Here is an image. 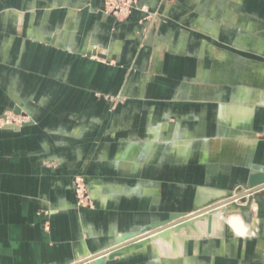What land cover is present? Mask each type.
I'll use <instances>...</instances> for the list:
<instances>
[{
	"label": "crops",
	"instance_id": "obj_1",
	"mask_svg": "<svg viewBox=\"0 0 264 264\" xmlns=\"http://www.w3.org/2000/svg\"><path fill=\"white\" fill-rule=\"evenodd\" d=\"M155 1L146 3L154 6ZM101 7L102 0H0V115L19 107L29 119V124L17 130L0 126V264H70L88 251L106 246L97 228L101 227V206L107 195H103L101 206L89 209L77 203L71 189V175L87 155L85 143L91 133L75 139L43 127L56 121L59 104L51 99L57 91L64 93L63 107L57 110L64 114L82 109L87 101L82 103V90L88 88L136 97L143 92H169L172 103H159L163 121L149 117L144 126L154 142L153 120L163 127V148L155 143L149 151L131 154L155 171H162L163 166L166 179L173 178V173H167L170 171L183 182L200 179L211 185L218 179L236 182L237 176L246 175L253 165L264 169V34L259 35L264 21L242 23L238 19H252L243 12L234 14L229 6L220 14L212 11L214 20L222 19L251 33L240 36L237 44L241 50H252L255 44L256 60L231 51H214L207 60L222 61L219 67L210 61L197 62L184 73L178 68L182 56L165 57L162 64L151 58L150 48L129 47L123 39L134 25L113 28ZM192 21L199 29L217 32L214 21L205 22L204 17ZM159 29L163 34V25ZM89 39L105 59L89 60L80 55L78 46ZM179 42L183 46L189 41L182 35ZM199 49L191 52V58L202 57ZM127 69L133 72L125 81ZM140 73L148 79L135 87ZM182 74L191 75V82L183 81ZM46 111L53 117H45ZM54 157L61 159L58 165L43 164ZM132 169L135 167L123 168L128 174ZM145 178L129 198H107V204L121 202L131 210L127 217L133 225L143 219L141 213L156 192ZM209 188L216 189L199 186L194 201L196 197L207 201L221 190ZM216 215L213 229L219 225ZM128 256L102 264L123 262Z\"/></svg>",
	"mask_w": 264,
	"mask_h": 264
},
{
	"label": "rangeland",
	"instance_id": "obj_2",
	"mask_svg": "<svg viewBox=\"0 0 264 264\" xmlns=\"http://www.w3.org/2000/svg\"><path fill=\"white\" fill-rule=\"evenodd\" d=\"M226 6L233 8L234 14L240 16L239 12H243L248 15L249 19H252L249 21L238 19L242 23H255L257 22L256 19L264 21V0H156L154 6L148 5L146 0H102L100 10L109 17L113 28L130 23L134 25L132 32L123 39L128 42L129 47L137 50L150 48L151 58L157 59L162 64L165 57L182 56V59H178V68L182 69L181 72L187 73V69L195 66L197 62L201 64L210 61L209 63H215V67H219L223 63L222 61L207 60L208 55H212L214 51H231L234 55L247 56L248 60L255 62L257 56L254 49L255 44H252V50L244 48L241 50V45L237 44V39L240 36H251V33L242 31L240 28H236L238 26L229 24L222 19L214 20L212 11L215 10L220 14L224 10L223 7ZM74 11L76 15L77 10ZM201 17L205 18V22L212 23L214 21L217 32L211 33L199 29L197 24H192V20L194 22L199 21ZM160 25H163V34L160 33ZM257 29H260V26H257ZM251 32H256V30ZM259 33V35L264 34L262 28ZM182 35L184 40L189 41L187 45L180 46L179 41ZM190 42H193L192 46ZM78 47L80 55L89 60L106 58L94 54V52L102 53L95 48L92 39L82 41ZM199 47L202 57L200 59L191 58V52ZM108 61L113 63V60L109 59ZM134 62L130 63V68L133 67ZM172 65H175V61L172 62ZM131 72L133 70L127 69L126 75L123 77L125 81L132 78L129 75ZM147 79V75L144 76L140 73L136 76L135 87L144 83L142 80ZM181 79L185 82H191L192 77L182 74ZM43 95L42 92L40 101ZM63 95V92L57 91L56 97L51 99V103L59 104L57 110L63 107ZM81 98L82 103L83 100H87L86 103H83L82 109L74 108L65 114L56 110L55 123H44L43 127L50 128L51 131H56L62 136L75 139L86 132L91 133L89 134L91 135L90 138L85 143L87 155L82 156V164L78 165L71 175V189L77 203L89 209L101 206L103 195H107L106 199L103 200L106 203L101 206L103 209V216L99 221L101 227L97 228L98 235L100 232L102 233L99 237L102 238L101 240L106 246L99 249L110 247L124 233L141 232L146 225L166 218L171 211L191 212L193 206L196 205L194 198L199 186L216 188H209L211 190L229 191L245 182L247 174L238 175L236 181L238 183L222 179H218L211 185L205 181L202 183L203 181L200 179L183 182L182 178L175 177L176 172L168 170L167 173L169 175L173 173L174 176L166 179L163 166H160L162 171H155L146 165L141 158L132 157L134 152L139 155L149 151L155 143L163 148V135L161 133L163 127H159L154 120L163 121V113L158 110L159 103L160 101L165 103L172 101L169 92L159 90L151 94L143 92L141 97H136L127 96V94L108 95L88 88L82 90ZM182 103L187 102L183 101ZM199 103L208 102L200 100ZM45 114V117L48 114L53 117L49 111H46ZM181 116L179 115V117ZM149 117L154 119L151 133L157 135L155 138L157 142L148 138L144 132L146 119L148 121ZM118 122H120L119 125H117ZM9 124H15L17 128L8 127ZM26 124H29L28 115L19 107L0 115V126L17 130ZM96 134L100 135L98 139L95 137ZM128 152L132 153L128 155ZM60 162L59 157H54L43 164L55 166ZM126 166H130V169L135 167V170L132 169L128 174L123 170ZM152 169V172H148ZM145 177H148V180L155 186L153 188L156 192L150 198L145 212L141 213L144 216L143 219L133 225L127 217L131 210L124 207L121 202L113 205L112 203L107 204V198L109 197L108 201L113 198L115 201L119 197L122 199L129 198L134 193L135 188L142 186L139 184L144 182ZM252 202L246 212L239 209L224 211L222 223L218 228L208 232L206 227L204 233L184 237L181 240L182 243L177 245V250H173L174 241L167 243V251H161L158 245L152 246L158 241H151L144 248L130 253V256L125 258L123 262H116L115 264H162V262L163 264H264V196L258 197ZM231 215L239 216L242 222L246 224L248 228L246 235L239 236L233 233L226 221ZM95 251H88L87 253H94ZM84 257L76 259L70 264L77 263ZM103 259L101 264L106 261L105 258Z\"/></svg>",
	"mask_w": 264,
	"mask_h": 264
},
{
	"label": "water",
	"instance_id": "obj_3",
	"mask_svg": "<svg viewBox=\"0 0 264 264\" xmlns=\"http://www.w3.org/2000/svg\"><path fill=\"white\" fill-rule=\"evenodd\" d=\"M94 54L103 57V54L94 52ZM8 127L17 128L15 124H9ZM254 134V132H253ZM264 196V169H254L252 166L247 173L245 182L242 185H237L233 190L226 191V195L221 199L211 200L203 204L202 207L194 205L191 212L187 211H171L167 217L162 220L153 221L151 224L146 225L141 232L132 231L124 233L119 236L113 245L98 249L94 253H87L86 257L74 264H101L104 260H113L115 258L123 257L132 252L144 248L149 241L144 238L150 234L159 232L162 238L169 237V229L175 225V229L179 230L184 226L192 217L202 216V214L211 211L212 209L232 204L226 210L239 209L242 212L249 210L251 202L258 197ZM178 221L173 222V220ZM212 218L211 215L207 216V230L211 229Z\"/></svg>",
	"mask_w": 264,
	"mask_h": 264
},
{
	"label": "bare ground",
	"instance_id": "obj_4",
	"mask_svg": "<svg viewBox=\"0 0 264 264\" xmlns=\"http://www.w3.org/2000/svg\"><path fill=\"white\" fill-rule=\"evenodd\" d=\"M252 168L257 169L255 167V165H253ZM259 169H261V167H259ZM225 195H226V191L220 190V191L217 192V194L215 196H213L212 198L208 199L207 201H211V200L215 201L217 199H221ZM205 202L206 201L200 202L198 197H196V200L194 201V204L201 205L202 203H205ZM231 205L232 204L219 206V207H216V208L212 209L211 211H209L207 213L202 214V216L192 217L179 230L175 229V225L172 226L169 229V234H168L169 237L168 238H162L159 235V232H156L154 234H150L149 236L144 238V240L145 241H149V242H151V241H156V242L159 241L156 244H153V243L152 244H153L154 247L158 245V247H159V249L161 251L162 250H164V251L166 250L167 251L168 250L167 245L169 244V242L170 241H174L175 242V246H173V245H171V246H173V250H177L178 249L177 245L182 243L181 240H183L184 237H186L188 235H192V234L204 233L206 231L207 216L208 215H211L212 221H214L213 214H217L215 216V220L219 223V225H218V227H219L221 225V221L223 220V216H222V214L224 213L223 210H226L228 207H231ZM175 221H178V219L173 220V222H175ZM226 221H227L230 229L236 235L243 236V235H246L248 233V228L246 227V224H244L242 222V220H241V218L239 216H237V215L228 216ZM214 227L217 228V225L214 226ZM211 229H212V231H214V229L212 228V223H211ZM211 229L207 230V231L210 232ZM155 249H158V248H155ZM159 251H157V252H159ZM82 260H80V261H82ZM77 262H79V261H77Z\"/></svg>",
	"mask_w": 264,
	"mask_h": 264
}]
</instances>
